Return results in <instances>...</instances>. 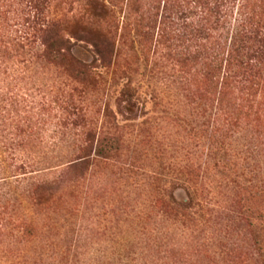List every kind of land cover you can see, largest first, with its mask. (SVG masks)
I'll return each instance as SVG.
<instances>
[{
    "label": "rangeland",
    "instance_id": "obj_1",
    "mask_svg": "<svg viewBox=\"0 0 264 264\" xmlns=\"http://www.w3.org/2000/svg\"><path fill=\"white\" fill-rule=\"evenodd\" d=\"M104 1L116 51L84 78L13 46L31 3L0 0V264H264L248 220L264 215V99L236 91L222 111L182 26L213 3L235 4L233 21L246 0H171L159 44L164 0ZM81 2L45 14L68 21ZM247 3L264 22V0ZM141 19L154 20L146 47ZM105 135L117 146L98 155Z\"/></svg>",
    "mask_w": 264,
    "mask_h": 264
},
{
    "label": "trees",
    "instance_id": "obj_2",
    "mask_svg": "<svg viewBox=\"0 0 264 264\" xmlns=\"http://www.w3.org/2000/svg\"><path fill=\"white\" fill-rule=\"evenodd\" d=\"M51 1L30 0L31 13L26 24L12 35L13 46L21 49L37 47L38 57L61 64L84 78H90L95 68L111 65L117 47L112 30V8L104 0H83L81 12L74 19L66 21L45 14ZM247 1L238 5L237 17L233 21L235 4L213 3L204 7L203 16L182 23L188 28V57L204 59L206 82L209 81L213 88L222 111L228 108L229 100L236 91L243 92L245 99L256 107L264 99V22L258 16L257 5L252 4L249 8ZM174 8L171 0H164L158 22L160 32L155 39L158 44L168 34L167 29L172 23L170 13ZM222 11L223 17L220 15ZM153 22L144 19L138 21V43L142 47L153 40ZM77 42L85 45L82 47L90 48L94 56L92 62H85L74 55L73 48L78 46ZM127 94L124 91L122 97L125 98ZM97 143L98 155L110 152L117 146V141L106 135L98 138ZM43 185L50 188L52 184ZM249 217L252 218L248 219L249 225L264 229L263 214L252 213Z\"/></svg>",
    "mask_w": 264,
    "mask_h": 264
}]
</instances>
